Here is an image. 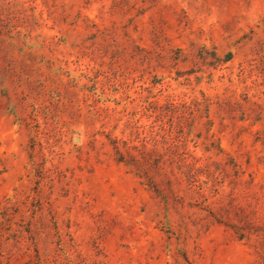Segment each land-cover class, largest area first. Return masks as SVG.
Listing matches in <instances>:
<instances>
[{
    "label": "rangeland",
    "instance_id": "374dc122",
    "mask_svg": "<svg viewBox=\"0 0 264 264\" xmlns=\"http://www.w3.org/2000/svg\"><path fill=\"white\" fill-rule=\"evenodd\" d=\"M1 264H264V0H0Z\"/></svg>",
    "mask_w": 264,
    "mask_h": 264
},
{
    "label": "trees",
    "instance_id": "16d2710c",
    "mask_svg": "<svg viewBox=\"0 0 264 264\" xmlns=\"http://www.w3.org/2000/svg\"><path fill=\"white\" fill-rule=\"evenodd\" d=\"M0 264H1V262H0Z\"/></svg>",
    "mask_w": 264,
    "mask_h": 264
}]
</instances>
